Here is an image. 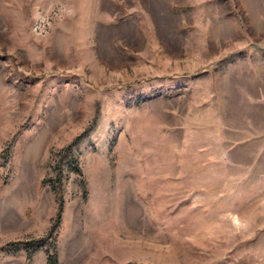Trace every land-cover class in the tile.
Segmentation results:
<instances>
[{"label":"rangeland","instance_id":"rangeland-1","mask_svg":"<svg viewBox=\"0 0 264 264\" xmlns=\"http://www.w3.org/2000/svg\"><path fill=\"white\" fill-rule=\"evenodd\" d=\"M166 1L0 0V264H264V134L239 168L217 132L263 121L264 0Z\"/></svg>","mask_w":264,"mask_h":264},{"label":"crops","instance_id":"crops-1","mask_svg":"<svg viewBox=\"0 0 264 264\" xmlns=\"http://www.w3.org/2000/svg\"><path fill=\"white\" fill-rule=\"evenodd\" d=\"M46 1L48 0H44L45 3ZM134 1L135 0H100V4L101 2L102 4L104 3L103 5L105 7L103 8V5L98 6V10L104 14V21L111 24V23H115L114 20L113 21L110 20L111 17L113 16L114 18L116 17L117 19L120 20L123 19V15L125 14L122 12L123 8L126 7L129 2L130 5L134 3ZM151 1L153 2L154 6L156 5L160 6L163 4L160 3V0H151ZM172 1L173 0H167L166 1L167 5L168 4L170 5ZM174 2L179 6H185V7L195 5L194 2H189L188 0L186 2H183L182 0H178ZM140 4L141 6L144 7L146 6V4H142V3ZM148 12L149 11H146V14ZM149 14L152 15L151 12ZM111 31L112 29L110 28L108 32ZM115 32L116 34H118L117 32H121V27H116ZM116 34L114 33L113 37H117L118 35ZM120 38H122L124 46L128 48V53L130 55L135 54L134 56H136L140 53L141 37L138 30H136L133 27L130 28L128 26H123L122 35H120ZM180 43L171 47L169 50H167V52H170L173 57L177 56V58H180L181 55L194 54L195 49L192 46H190L189 44L183 46L185 43L183 42ZM200 52L201 54H205V51L204 52L200 51ZM113 53L115 55L117 53L119 54V52L116 53V51H114ZM123 53L127 54L126 52ZM174 62L175 61H172V65L177 64V67H174L173 69L180 70L181 67H183L184 69L190 70L192 68L191 57L187 58V61L183 63L179 61L177 63ZM190 76L186 79H183L182 81H178L179 82L178 92L184 94L188 93L190 97L195 96L196 100L193 103H195L196 107H198L200 111H205L207 106H209V101H206L205 97L206 96L210 97L212 95V90L209 89L207 85L208 78L205 77L192 78ZM185 87H187V92H182L180 88H185ZM240 96L242 98V95L237 92L235 94V100H238ZM177 113L179 114V110H177ZM258 120H260V118H257L256 120H253V118L250 117L245 118L243 116V112H240L238 114V112L235 111L234 113H232L230 117L221 118V120L218 122L217 132L219 135V139L225 144L220 154V158L225 163H227V165H233L239 168L244 166H249L251 160H253V151L256 153L257 152L256 150L259 149L258 144L261 143V137L264 134V118L262 119L263 120L262 123L258 122Z\"/></svg>","mask_w":264,"mask_h":264},{"label":"trees","instance_id":"trees-1","mask_svg":"<svg viewBox=\"0 0 264 264\" xmlns=\"http://www.w3.org/2000/svg\"><path fill=\"white\" fill-rule=\"evenodd\" d=\"M35 241H39V242H41V241H42V239L35 240ZM19 243H20V242H17V243H15V244H12V245H14V246H18V244H19ZM25 243H30V242H25ZM47 263L51 264V261H50V259H48V260H47Z\"/></svg>","mask_w":264,"mask_h":264}]
</instances>
